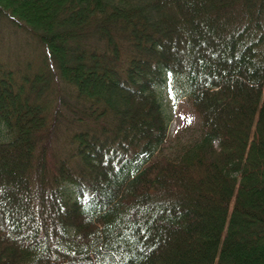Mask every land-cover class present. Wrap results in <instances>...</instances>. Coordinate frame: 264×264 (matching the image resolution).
Listing matches in <instances>:
<instances>
[{"label":"trees","instance_id":"obj_1","mask_svg":"<svg viewBox=\"0 0 264 264\" xmlns=\"http://www.w3.org/2000/svg\"><path fill=\"white\" fill-rule=\"evenodd\" d=\"M0 12L76 103L60 97L73 117L58 105L47 117L45 77L26 86L0 63V264H264V0H0ZM171 73L201 136L166 150Z\"/></svg>","mask_w":264,"mask_h":264},{"label":"rangeland","instance_id":"obj_2","mask_svg":"<svg viewBox=\"0 0 264 264\" xmlns=\"http://www.w3.org/2000/svg\"><path fill=\"white\" fill-rule=\"evenodd\" d=\"M0 63L15 73L17 82L22 83L23 79H27L25 81L26 86L30 85L28 82L31 83L36 75H43L45 85L39 89L40 93L37 99L47 106V117H51L55 105L59 106L64 116L73 117L65 105L58 103V99L62 97L69 105L76 106L73 96L70 95L71 89L66 91L59 83L55 65L49 59L47 50L21 23L1 12ZM165 78L166 83L162 88V101L169 118V124L167 138L163 142L162 148L175 150L176 147L196 141L201 136L200 122L191 108L184 79L172 73L167 74ZM61 123L63 124L62 121ZM60 128L53 151L62 154L63 149L70 148L69 135H71V131H66L63 125ZM5 137V132L0 126V139H5Z\"/></svg>","mask_w":264,"mask_h":264}]
</instances>
